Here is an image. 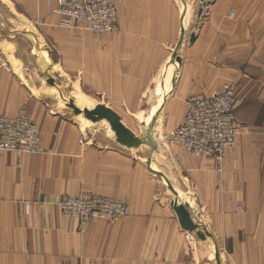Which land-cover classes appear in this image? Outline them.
<instances>
[{
	"label": "crops",
	"instance_id": "crops-1",
	"mask_svg": "<svg viewBox=\"0 0 264 264\" xmlns=\"http://www.w3.org/2000/svg\"><path fill=\"white\" fill-rule=\"evenodd\" d=\"M135 1L118 6L119 30L102 36L63 27L53 13L57 0L34 4L31 34L24 37L1 22L0 114L24 109L40 127L43 153L0 154V264H264L251 262V234L264 235V0H209L176 72L173 38L163 29L179 24L175 0H147L157 17L136 22L127 17ZM26 35L50 48L56 87L32 67ZM27 52L28 64L21 55ZM228 84L242 102L237 121L252 131L224 161L168 140L190 98ZM68 86L95 89L96 105L116 112L137 136L127 123H141L169 92L153 130L157 150L128 149L107 131L95 144L82 142V124L62 99ZM42 93L58 97L42 99ZM81 192L124 200L130 214L79 230L52 201ZM176 200L190 204L194 222L209 234L205 241L193 234L192 250L172 207ZM227 250H235V262H212Z\"/></svg>",
	"mask_w": 264,
	"mask_h": 264
},
{
	"label": "built area",
	"instance_id": "built-area-1",
	"mask_svg": "<svg viewBox=\"0 0 264 264\" xmlns=\"http://www.w3.org/2000/svg\"><path fill=\"white\" fill-rule=\"evenodd\" d=\"M122 1L57 0L53 13L65 28L102 36L119 30L118 6ZM1 66L9 69L3 63ZM241 105L235 87L230 85L212 95L194 96L188 101L183 123L169 135V140L188 152L222 162L235 148L238 137L250 132L249 125L237 121L236 113ZM41 140L40 127L24 109L14 115L0 114V154L12 152L19 157L42 154ZM58 206L82 227L99 219L114 223L129 214L124 201L90 193L66 196L58 201ZM188 239L195 241L191 233Z\"/></svg>",
	"mask_w": 264,
	"mask_h": 264
},
{
	"label": "rangeland",
	"instance_id": "rangeland-1",
	"mask_svg": "<svg viewBox=\"0 0 264 264\" xmlns=\"http://www.w3.org/2000/svg\"><path fill=\"white\" fill-rule=\"evenodd\" d=\"M122 2H124V0ZM146 2L147 0H142V4H141V1L137 0V2L135 1V4L133 3L134 7H131V6L127 7L128 9L127 13L130 14L129 16L127 15V17L135 20V22L137 20H140L141 18L148 19V18L157 17L158 13L156 11H152V9H150V7L147 5ZM175 2L180 12L179 24L178 26L169 25L163 28L164 33L167 35H170L173 38V44H172L173 45L172 46L173 57L170 62V67H171L172 72H176V63H177L178 58L180 59L182 58L181 56L184 52V48H186V46H188L189 44L195 41V35H197L201 29V21L206 16L207 9H208V3H210L209 0H175ZM42 3H43V0H0V24L2 21L4 22L5 26L8 23L9 24L13 23L14 29L19 30L18 32H19L20 37L21 36L24 37L23 36L24 34H31V33H28L27 30L30 29L32 13L34 12V10L35 12L37 11L36 10L37 8L34 6V4L41 5ZM125 17H126V13H125ZM7 29L9 28L4 27V32H7ZM87 33L90 34L91 36H95L93 33L89 31H87ZM20 40H23V39H20ZM22 42L25 43L24 40ZM21 55L22 56L24 55L26 57L27 64L31 61V57L28 55V52L26 55L24 53H22ZM31 64H32V67L35 69L36 65L32 62ZM228 85L235 87L234 85H231V84H228ZM235 90H236V87H235ZM64 92L65 93L63 94L62 99L63 100L73 99L76 106L81 109H89V108L94 109L97 106L96 104L98 100L97 98H95V89L91 91H86V90L81 91L80 90L77 92V91L72 90L68 86V89L65 90ZM66 109L69 110L67 107ZM83 117H84L83 115L77 117V120L81 122L82 124L81 126L83 127L85 141L83 139L82 142H85V143L91 142L92 144H95V136L98 133H101V132L103 133L104 131H107V129L103 124H100V123H97V124L93 123L91 125L86 124L85 117L84 118ZM127 125L133 128V130L136 131L139 135L143 133L142 131H144L143 125L139 122H134V123L130 122V123H127ZM251 131H252V128L250 126V132ZM83 193H90V192H81L77 196H80ZM90 194H93V193H90ZM66 196H70V195H65L57 200L52 201V204L55 207H57L61 212L62 210L58 206V201ZM95 196H99V195H95ZM100 197H103V196H100ZM103 198H107V197H103ZM107 199L124 201V200H120L116 198H107ZM124 202L128 206V203L126 201ZM239 208H241V211H242V207H238L237 211L239 210ZM241 211H238V212H241ZM129 214H130V209H129ZM128 215L119 217L117 221H115L114 223L109 220H105V219H99L96 222L103 220V221H106L114 225L121 218L127 217ZM65 216L69 218L67 215ZM72 221L77 224V227L79 228V230H85L91 227L94 223H96L94 222L87 227H82L80 224H78L74 220ZM255 239H261V241L259 243L254 244L253 240ZM263 239H264V235L262 233L261 234H251V262H264ZM186 240H187L189 248H191V250L194 249L193 242H190V240L188 239V235L186 236ZM221 254L222 255L220 258H219V255L217 254L215 257H212V262H235V250L223 251Z\"/></svg>",
	"mask_w": 264,
	"mask_h": 264
},
{
	"label": "water",
	"instance_id": "water-1",
	"mask_svg": "<svg viewBox=\"0 0 264 264\" xmlns=\"http://www.w3.org/2000/svg\"><path fill=\"white\" fill-rule=\"evenodd\" d=\"M26 38L32 43L33 51L32 55L34 62L39 69V74L41 76H46V84L48 86L56 87V81L51 75V70L53 69V63L51 60V50L48 46L40 47L38 41L32 35H27ZM177 63L181 65V59L178 58ZM40 98L56 100V95L50 94H40ZM167 95L160 96L158 103L154 109L150 112V116L142 120L141 124L144 126V131L141 136H137L131 129H129L122 121L121 117L114 112L112 109L108 108L104 104L97 105L94 109H81L76 106L73 99L66 100V107L69 109V114L74 118L75 124H79L77 117L84 116L87 120L97 124L102 121H107L111 129L115 132L116 141L120 145L128 149H139L141 146L146 145L153 151L157 150V144L153 137V130L156 123L157 116L163 107ZM172 207L176 212L181 227L194 234L200 240L205 241L209 234L207 231L201 229L199 224H196L193 220L192 214L190 212V204L188 202L181 203L176 200L172 203Z\"/></svg>",
	"mask_w": 264,
	"mask_h": 264
},
{
	"label": "bare ground",
	"instance_id": "bare-ground-1",
	"mask_svg": "<svg viewBox=\"0 0 264 264\" xmlns=\"http://www.w3.org/2000/svg\"><path fill=\"white\" fill-rule=\"evenodd\" d=\"M26 36H27V35H26ZM176 69H177V70L180 69V65H179L178 63H176ZM42 79H43V78H42ZM167 90L170 91V88H168ZM167 94H169V92L165 91V93H161V97H162V96H165V95H167ZM54 95H56V96L58 97L57 94H54ZM89 109L91 110V108H89ZM83 118H84V117H83ZM83 118H82V119H83ZM83 121H84V120H83ZM85 123H86V124H89V125L93 124V122H91L90 120H87L86 118H85ZM103 125L106 127L108 134H109L110 136H112L113 138H115V132L111 129L109 123H108L107 121H103Z\"/></svg>",
	"mask_w": 264,
	"mask_h": 264
}]
</instances>
